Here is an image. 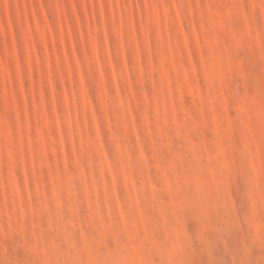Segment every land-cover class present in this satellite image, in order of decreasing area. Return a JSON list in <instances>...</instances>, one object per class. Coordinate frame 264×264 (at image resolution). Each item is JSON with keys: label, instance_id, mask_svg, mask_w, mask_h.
Listing matches in <instances>:
<instances>
[{"label": "rangeland", "instance_id": "374dc122", "mask_svg": "<svg viewBox=\"0 0 264 264\" xmlns=\"http://www.w3.org/2000/svg\"><path fill=\"white\" fill-rule=\"evenodd\" d=\"M262 78L264 0H0V264H264Z\"/></svg>", "mask_w": 264, "mask_h": 264}, {"label": "snow or ice", "instance_id": "6c2138e0", "mask_svg": "<svg viewBox=\"0 0 264 264\" xmlns=\"http://www.w3.org/2000/svg\"><path fill=\"white\" fill-rule=\"evenodd\" d=\"M227 71L231 72L232 68L229 67L227 69ZM260 95H261V106H262V108H264V78H262V82H261ZM233 96H234L235 100L238 102L240 97H235L234 92H233ZM168 147H170V145H168ZM245 219H246L247 223L249 224V227L255 226L254 212H250L249 214H247ZM114 238H115V235H114ZM255 238L259 240L261 247L264 248V217H262L261 223H260V225H259V227L255 233ZM132 240H134V239H132ZM247 250H248L247 248L244 249L245 252H247Z\"/></svg>", "mask_w": 264, "mask_h": 264}]
</instances>
